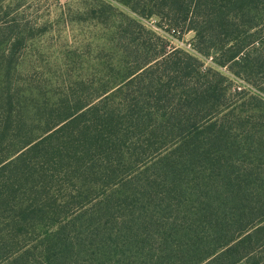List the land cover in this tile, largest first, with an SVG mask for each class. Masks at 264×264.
<instances>
[{"label": "trees", "instance_id": "1", "mask_svg": "<svg viewBox=\"0 0 264 264\" xmlns=\"http://www.w3.org/2000/svg\"><path fill=\"white\" fill-rule=\"evenodd\" d=\"M115 1L114 79L80 81L27 129L19 23L0 17V264H264V0ZM152 18L263 98L233 99Z\"/></svg>", "mask_w": 264, "mask_h": 264}, {"label": "rangeland", "instance_id": "2", "mask_svg": "<svg viewBox=\"0 0 264 264\" xmlns=\"http://www.w3.org/2000/svg\"><path fill=\"white\" fill-rule=\"evenodd\" d=\"M102 1L129 14L115 0H0V17L19 23L14 43L23 58L20 56L18 60L11 93L16 110L28 118L29 124L24 129L31 125V117H39L36 109L40 112L48 103L63 99L67 91L82 89L77 85L80 81L86 87L95 88L114 79L119 52L113 37L119 16L103 7ZM142 22L172 47L198 56L193 51L194 32L179 37L161 29L157 18ZM198 57L204 63L203 71L213 68L229 79L233 99L242 91L263 98L246 80L218 67L212 57ZM254 81L264 85V75H257Z\"/></svg>", "mask_w": 264, "mask_h": 264}]
</instances>
